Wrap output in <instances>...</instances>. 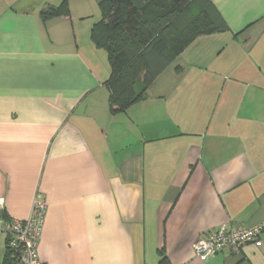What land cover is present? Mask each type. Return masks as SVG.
<instances>
[{
	"label": "crops",
	"instance_id": "crops-1",
	"mask_svg": "<svg viewBox=\"0 0 264 264\" xmlns=\"http://www.w3.org/2000/svg\"><path fill=\"white\" fill-rule=\"evenodd\" d=\"M213 1L229 30L113 113L99 0L48 18L63 0H0V197L16 219L47 199L42 264H264V229L240 253L193 246L264 223V0Z\"/></svg>",
	"mask_w": 264,
	"mask_h": 264
},
{
	"label": "trees",
	"instance_id": "trees-1",
	"mask_svg": "<svg viewBox=\"0 0 264 264\" xmlns=\"http://www.w3.org/2000/svg\"><path fill=\"white\" fill-rule=\"evenodd\" d=\"M68 1L43 11L44 17L63 14ZM99 4L102 16L91 37L108 54L113 113L146 98L158 76L197 37L229 30L213 0H99ZM4 264H16L8 246Z\"/></svg>",
	"mask_w": 264,
	"mask_h": 264
},
{
	"label": "built area",
	"instance_id": "built-area-1",
	"mask_svg": "<svg viewBox=\"0 0 264 264\" xmlns=\"http://www.w3.org/2000/svg\"><path fill=\"white\" fill-rule=\"evenodd\" d=\"M49 204L41 191L33 201L26 219L5 217V202L0 197V246L5 243L16 259V264H42L38 246L46 223ZM264 223L257 227H233L224 225L199 236L194 242L196 255L209 260L221 251L240 253L247 243L260 244L259 234Z\"/></svg>",
	"mask_w": 264,
	"mask_h": 264
}]
</instances>
